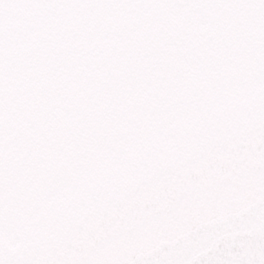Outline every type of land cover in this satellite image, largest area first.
Masks as SVG:
<instances>
[{"label":"snow or ice","instance_id":"snow-or-ice-1","mask_svg":"<svg viewBox=\"0 0 264 264\" xmlns=\"http://www.w3.org/2000/svg\"><path fill=\"white\" fill-rule=\"evenodd\" d=\"M0 264H264V0H0Z\"/></svg>","mask_w":264,"mask_h":264}]
</instances>
